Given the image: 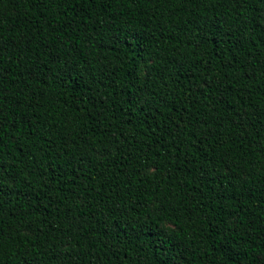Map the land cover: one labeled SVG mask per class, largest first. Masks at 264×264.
<instances>
[{
  "label": "trees",
  "instance_id": "trees-1",
  "mask_svg": "<svg viewBox=\"0 0 264 264\" xmlns=\"http://www.w3.org/2000/svg\"><path fill=\"white\" fill-rule=\"evenodd\" d=\"M261 257L264 0H0V264Z\"/></svg>",
  "mask_w": 264,
  "mask_h": 264
},
{
  "label": "snow or ice",
  "instance_id": "snow-or-ice-1",
  "mask_svg": "<svg viewBox=\"0 0 264 264\" xmlns=\"http://www.w3.org/2000/svg\"><path fill=\"white\" fill-rule=\"evenodd\" d=\"M243 2H248V0H243ZM6 50V49H5ZM256 264H264V257H261L260 259H258L257 261H256Z\"/></svg>",
  "mask_w": 264,
  "mask_h": 264
}]
</instances>
